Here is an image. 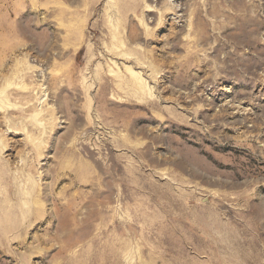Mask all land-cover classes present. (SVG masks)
I'll return each instance as SVG.
<instances>
[{
    "label": "rangeland",
    "instance_id": "1",
    "mask_svg": "<svg viewBox=\"0 0 264 264\" xmlns=\"http://www.w3.org/2000/svg\"><path fill=\"white\" fill-rule=\"evenodd\" d=\"M0 264H264V0H0Z\"/></svg>",
    "mask_w": 264,
    "mask_h": 264
}]
</instances>
